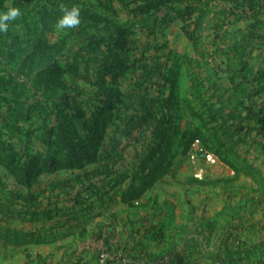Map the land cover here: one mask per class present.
<instances>
[{
	"label": "rangeland",
	"instance_id": "374dc122",
	"mask_svg": "<svg viewBox=\"0 0 264 264\" xmlns=\"http://www.w3.org/2000/svg\"><path fill=\"white\" fill-rule=\"evenodd\" d=\"M74 6L80 9V24L58 28L63 11ZM8 7L19 8L22 15L0 33L3 180L9 181L11 170L2 166L4 158L15 155L10 144L18 159L12 168L22 176L21 165L32 153L47 150L54 124L56 149L64 146V136L83 145L92 128L94 136L104 130L101 143L89 146L92 153L98 151L99 159L112 149L111 137L116 135L119 147L109 167L117 171L152 145L157 120L165 121V141L160 144L168 149L162 164L167 171L178 172L190 161L189 176L195 177L201 168L204 173L198 179L217 174L218 158L211 162L203 157L201 143L184 157L185 142L194 132L231 161L264 170V0H0V11ZM106 116L111 121L104 127ZM11 128L29 135L8 138ZM199 159L209 163L199 165ZM88 160L82 170L57 165L52 173L38 177V184L50 186L95 169ZM97 164L103 166V160ZM101 178L69 181L48 195L74 206L71 198L89 187L82 198L90 196L89 202L97 206L100 201L92 194ZM159 178L170 179L167 174ZM12 181L16 182L13 177ZM168 184L158 183L156 191L146 190L141 197ZM109 188L98 190V196ZM3 196L0 190V199ZM116 207L125 213L119 204ZM82 208L76 207L81 216ZM105 209H95V214Z\"/></svg>",
	"mask_w": 264,
	"mask_h": 264
},
{
	"label": "crops",
	"instance_id": "0c3cea01",
	"mask_svg": "<svg viewBox=\"0 0 264 264\" xmlns=\"http://www.w3.org/2000/svg\"><path fill=\"white\" fill-rule=\"evenodd\" d=\"M200 161L209 163L199 159V165ZM191 164L183 163L176 180L160 192L153 189L154 195L140 197L133 206L122 200L121 193L103 206L92 202L91 209L79 215V220L58 229L55 241L21 245L0 242V264H100L99 255L104 251L109 256L107 264H264V170L256 166V172L250 174L238 163L240 170L235 178V170L218 158L216 175L199 179L205 181L203 184L188 183L189 178H196L189 176ZM219 179L228 180L216 182ZM9 181L12 189L23 188ZM57 182L45 186L37 180L33 186L40 189L32 190L39 193V209L57 199L48 195L58 189ZM80 190L81 194L77 192L71 198L74 203L83 199L86 189ZM253 192L256 198L250 195ZM64 203L59 198V206H66ZM106 203L107 211L95 214V209L104 208ZM117 204L125 213L117 212ZM56 220L41 219L27 226L28 222L0 215V225L12 228L47 225V229Z\"/></svg>",
	"mask_w": 264,
	"mask_h": 264
},
{
	"label": "trees",
	"instance_id": "16d2710c",
	"mask_svg": "<svg viewBox=\"0 0 264 264\" xmlns=\"http://www.w3.org/2000/svg\"><path fill=\"white\" fill-rule=\"evenodd\" d=\"M115 61L116 60L112 61L111 66L114 65ZM17 120H20V118H16V122L18 123ZM110 121L111 116L104 117V127H106ZM16 122L14 120L12 123L14 124ZM164 122V120H157L156 124L154 125L152 132V145H150L151 143L147 144L142 148L141 153L138 151L134 155V161L126 164L123 168H119L117 171L113 170L112 167H109L110 160L114 159L115 156L114 150L119 147V139L116 137V135L111 137L112 149L106 152L102 159L97 157L98 151L92 153L89 149L90 144L93 143L97 147L101 143L105 135L104 130L98 133V135L94 136L95 132L92 128V130L88 132V136L85 137L83 145H81L80 142H76L75 140H71L67 136H64L62 137L64 146L60 147V149H56L55 147H57L59 139H53V137L55 135V129L57 130L58 126L54 124L51 127L53 129H51V133L49 135L50 138L47 143V150L43 152L38 150V152L32 153V156L21 165L20 170L23 173L22 176L17 174L12 168V163L16 162L18 159L15 157V155H17L15 146L10 144L11 146H9V150L12 153H15V155H12V159L4 158V164L2 166L11 169L10 175L15 179L16 184L23 186V188H10L8 182L5 179L3 180V178L0 176V190H3L4 193L3 198L0 199V215L10 219L19 220L21 222L31 223H36L41 219L52 221L57 218L58 220H56V222L47 229L46 227H36L33 229L25 227L12 228L6 225H4V227L0 225V242L3 244L21 245L32 242L40 243L45 241H55L59 234L53 233L54 231H58V229H61V227H63L66 223L80 219V210L76 209L77 205L85 206V208H82V212L89 211L91 209L92 202L88 203L90 196L78 201V197H75L77 202H75L74 206H59L58 196L55 201H48L47 208H38L37 203L39 202V193L32 191V188L37 183L38 177L42 173H51L55 171L57 165H61L62 167L66 168L82 169L85 166V158L89 157L90 160L88 161L96 165L95 169H87L82 173H78L70 177L68 180L65 179L63 181H58L55 184V187L64 188L69 181L78 183L83 178L92 179L93 177L101 176V186L98 187V189L92 194L97 197L96 199L100 201L101 206L104 205L105 201H112L117 193H121L122 200L124 202L130 206H133L134 202L139 199L146 190L153 189L158 183H170L172 180H176L177 168L167 171V168L162 167L166 157L165 153L168 150L166 145L160 144L165 141L166 136ZM13 126L12 124L10 125V127ZM6 127L8 128L7 124ZM23 130L24 129L22 128H19L18 130H12L11 128L8 138H14L15 136L20 137L24 135L28 136L29 133ZM183 137H186V135L184 134ZM197 140L202 145V149L200 150L201 153L213 151L217 158L235 170V178L238 177L240 170L237 166L238 163L231 161L224 153L221 152V150L210 149L200 132H194L187 138L183 150L184 157H189L190 152L194 151V144ZM5 146L4 151H6ZM59 150L61 154H58ZM80 156H82L81 159L77 160ZM101 160H103V166L97 164ZM247 167L248 173L253 174L256 172V167L253 165H248ZM162 174H167L170 179L168 180L159 178ZM227 180L228 179H219L216 182ZM187 182H198L200 184L205 183L204 180H199L198 178H189ZM108 186L110 187L109 190L101 192V194L98 196V190L104 189ZM85 189H89V187ZM24 190L27 192H24ZM81 192L82 190L78 191L79 194H81ZM105 195H107L108 200H104ZM104 208L107 209L108 206H105ZM62 220L64 221V224L61 226ZM43 231L48 232H45L44 234Z\"/></svg>",
	"mask_w": 264,
	"mask_h": 264
},
{
	"label": "clouds",
	"instance_id": "9594fccd",
	"mask_svg": "<svg viewBox=\"0 0 264 264\" xmlns=\"http://www.w3.org/2000/svg\"><path fill=\"white\" fill-rule=\"evenodd\" d=\"M22 15L21 10L17 7H8L5 11H0V33L7 32L10 22L16 21ZM80 24V9L72 7L65 9L63 15L57 22L60 29L76 28Z\"/></svg>",
	"mask_w": 264,
	"mask_h": 264
},
{
	"label": "built area",
	"instance_id": "2783aa9c",
	"mask_svg": "<svg viewBox=\"0 0 264 264\" xmlns=\"http://www.w3.org/2000/svg\"><path fill=\"white\" fill-rule=\"evenodd\" d=\"M196 143H199V141L197 140L194 144V150H196L195 148V145ZM203 155V157H205L207 160L211 161V162H216L217 160V157L211 153V152H204V153H201ZM192 158H194V156H192ZM203 169H199V172L195 173V177L196 178H202V175H203ZM108 253L107 252H101L100 255H99V260H100V264H107V261H108Z\"/></svg>",
	"mask_w": 264,
	"mask_h": 264
}]
</instances>
